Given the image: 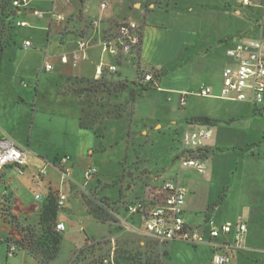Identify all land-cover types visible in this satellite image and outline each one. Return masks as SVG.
<instances>
[{"label": "crops", "instance_id": "crops-1", "mask_svg": "<svg viewBox=\"0 0 264 264\" xmlns=\"http://www.w3.org/2000/svg\"><path fill=\"white\" fill-rule=\"evenodd\" d=\"M255 2L247 6L238 0L226 6L223 0H58L59 12L67 17L63 27L51 24L50 14L39 19L24 11L16 16L29 26L15 27L6 21L11 0H0V142L14 141L30 151L24 176L11 167L0 175V264H41L23 250L8 256L9 245L20 232L39 222L45 201L36 200L37 194L67 195L58 222L66 224L65 241L82 247L88 236L100 232L95 224L119 226L118 216L127 218L122 215L125 205L140 199L147 184L169 180L187 190L185 218L190 226L207 228L210 220L218 226L247 224L245 248L233 250L232 264H264V105L194 94L201 84L219 93L229 63V40L246 37L243 34L264 37V0ZM102 3L109 7L103 10ZM38 7L49 10L51 2ZM95 19H101L99 28L92 24ZM122 20L139 25L141 43L130 58L117 60L102 52V44L117 35ZM78 37L89 40V58L77 66L63 64L60 58L76 49ZM25 41L32 47L25 48ZM102 62L117 65V72L106 73L112 81H124L129 90L123 98H110L105 108L116 110L131 99L134 113L130 123L128 112L105 117V108L101 109L106 129L99 137L94 129L81 126L86 113L76 91L99 80L96 70ZM48 64L51 71L45 69ZM150 71L154 80L145 82ZM184 95L186 108L180 103ZM189 114L221 119L212 126L206 174L180 166L183 132L207 126L189 122ZM129 123L179 131L170 146L157 142L159 151L167 154L170 147L169 156L174 157L163 162L158 174L136 180V156L125 139ZM146 134L137 131L136 137H149ZM65 156L71 157L70 180L57 168ZM44 167L47 174L38 179ZM89 167H96L97 173L86 181ZM83 193L122 203L116 222L99 223L88 212ZM166 244L180 264H212L207 245Z\"/></svg>", "mask_w": 264, "mask_h": 264}, {"label": "built area", "instance_id": "built-area-1", "mask_svg": "<svg viewBox=\"0 0 264 264\" xmlns=\"http://www.w3.org/2000/svg\"><path fill=\"white\" fill-rule=\"evenodd\" d=\"M43 1L51 2V9L44 10L38 5ZM247 6H252V0H243ZM9 15L6 21L15 27H27L29 23L16 16L17 11L31 13L36 18H43L50 14L51 24L64 26L67 17L59 12L58 0H11ZM108 3H102L101 8L106 10ZM95 28L101 25V19L92 22ZM141 32L139 25L131 20H122L117 29V35L109 41L103 42L102 52L108 53L117 60L130 58L140 46ZM228 65L222 72V84L218 94H215L211 86L201 84L194 92L202 98H218L227 101L250 102L254 105H264V37H239L227 42ZM25 48L32 47V42L25 41ZM90 42L84 37L76 39V49L71 54L60 58L63 64L71 63L77 66L80 62L89 58ZM96 70L97 78H101L104 71L115 73L118 67L115 64L105 66L101 63ZM51 71L53 66H45ZM154 75L150 71L144 75L145 82H152ZM180 103L187 104L186 95ZM214 136L212 127L199 126L186 129L181 138L179 162L182 168H194L202 174L208 171L207 148ZM29 149L14 141L0 142V175L8 167L14 168L19 175L24 176L28 164ZM71 157L65 156L57 163V168L65 180H70ZM97 173L96 167H89L85 171V180L89 181ZM47 174V168H42L37 178L41 179ZM187 190L175 180L165 181L161 184L149 183L143 190L140 199L128 202L122 215L118 216V225L132 233H144L150 238L167 243L179 241L190 246L207 245L212 250V264H232L233 250L245 248L244 243L248 234V226L245 222L236 224H224L218 226L210 220L207 228L190 226L185 218ZM36 200L45 201L42 194L36 195ZM67 195L58 193V205L65 206ZM121 215V216H122ZM56 230L64 233L66 224L58 222ZM19 251L16 242L9 245L8 256L13 257ZM115 254L110 253L100 260V264H114Z\"/></svg>", "mask_w": 264, "mask_h": 264}, {"label": "rangeland", "instance_id": "rangeland-1", "mask_svg": "<svg viewBox=\"0 0 264 264\" xmlns=\"http://www.w3.org/2000/svg\"><path fill=\"white\" fill-rule=\"evenodd\" d=\"M225 2V5H232L238 0H223ZM253 3H256V0H252ZM242 2V1H241ZM243 6H245L243 4ZM234 9H238L239 5H233ZM240 23L236 24L238 28ZM242 26V25H241ZM244 27V26H243ZM248 34H243L242 36H247ZM140 74H142L140 72ZM92 82V81H91ZM124 83V81H114L113 83H108L104 86H99L97 83L81 85L78 90H81L82 95V102L84 104L85 113H86V121H88V124H97L95 128L97 129V132L102 137L103 131L106 129L105 125L102 122V112L101 109L105 108L107 104H110V98L115 97L116 95H122V98L124 97V94L128 93L129 90H126L127 88L123 90H118L115 87L119 88ZM128 87V86H127ZM91 89V91H90ZM120 98V97H119ZM130 101H124L123 104H121V107H118L116 110H110L109 108H105L106 116L110 117L111 112L114 113L115 117L121 116V114L129 113V121L132 123L133 118V103L134 100L128 99ZM132 103V104H131ZM118 103L117 105H119ZM186 108V106L182 107ZM199 116H205V115H190L188 116V121L193 122L195 124H200L196 121H194V118ZM103 117V118H105ZM208 117L212 120L211 124H208V127H212L213 125H216V123H219L221 119L215 118V117ZM129 123V124H130ZM146 125V124H145ZM202 125V124H201ZM174 127L164 128L161 129L155 128V125H152L150 127L144 126L141 124H136L135 126H132L130 124L129 130L126 133V145H130L129 150L133 152L135 158V165L133 160V167L136 171V180L137 179H143L145 176L152 175L154 173L158 174L160 168H162L164 165L163 162L170 160L172 161L174 159L173 156H169V153H171L170 147L167 148L168 153L166 154L163 150L159 151L160 148H157V143L159 139L161 140V145L163 143L168 144L170 146V143H174L178 140V136H175V134H179V131H174ZM146 130L149 137H136L137 131H143ZM139 140V141H138ZM156 141V142H155ZM175 145V144H174ZM133 149V150H132ZM158 151V153H157ZM169 156V157H167ZM131 160V159H130ZM125 165H128V159L125 160ZM132 162V160H131ZM162 165V166H160ZM79 194H82L81 192H78ZM85 203L88 207V200L90 202H96L95 198H93L91 195L84 194ZM91 196V197H90ZM97 200H99L97 198ZM107 202V200L105 199ZM108 203V202H107ZM110 204V203H109ZM111 207L115 209L114 211H110V209H107L110 218L113 217L116 220L118 211L122 212V203L116 202L113 204H110ZM97 219V218H96ZM99 223L102 224H111L109 221H102L97 219ZM96 228L100 231L97 232L95 235L88 236V246H86V250L84 246L78 247L74 245L73 243H67L64 239L61 243V252L56 261H54L51 264H89L92 260L93 255L95 254L96 257L102 258L104 256L109 255L110 253H114L115 256L118 254H123L126 257H129V260H127V264H180V259L172 253V251L167 247L166 243H160L149 236L146 235H138L133 234L132 232H127L126 230L121 229L117 225H113L112 228L110 227H102L101 224L97 225L95 224ZM110 231V233H109ZM112 236V237H111ZM16 242V241H15ZM84 250L85 252L83 254L81 253V250ZM176 256V257H175Z\"/></svg>", "mask_w": 264, "mask_h": 264}, {"label": "trees", "instance_id": "trees-1", "mask_svg": "<svg viewBox=\"0 0 264 264\" xmlns=\"http://www.w3.org/2000/svg\"><path fill=\"white\" fill-rule=\"evenodd\" d=\"M89 83H97L99 86H104L108 83H113V81L111 77L108 76L106 71H104L99 80ZM115 88L120 91L127 88V84L123 83L121 86H119V88H117V86ZM76 93L79 96L83 95L81 90H77ZM194 121L202 125H208L212 123V120L205 116L196 117L194 118ZM81 126L83 128L94 129L95 133L101 137L95 128L96 125L88 124V121H86L85 117L81 120ZM95 200V203L88 200V212L99 220H111L116 222L115 218H110V214L107 210L110 209V211L115 212V209L111 207V205L107 203L105 199L97 200V198H95ZM62 209L63 208H60L58 205V193L49 194L42 207L37 226L35 228H27L20 232V237L16 240L19 250L26 251L31 256L36 258L41 264H51L56 261L60 255L61 243L63 240V233H60L56 230L58 217L62 212ZM88 245L89 244H86L84 246L85 248L83 249L86 250V246ZM83 249L81 250L80 254L85 252ZM100 260L101 258L99 259V257H96L94 254L89 264H100ZM127 260H129V257H126L123 254H118L115 256L114 264H127Z\"/></svg>", "mask_w": 264, "mask_h": 264}]
</instances>
